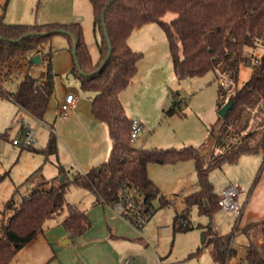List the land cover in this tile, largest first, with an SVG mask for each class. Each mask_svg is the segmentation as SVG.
Wrapping results in <instances>:
<instances>
[{
  "label": "trees",
  "instance_id": "trees-1",
  "mask_svg": "<svg viewBox=\"0 0 264 264\" xmlns=\"http://www.w3.org/2000/svg\"><path fill=\"white\" fill-rule=\"evenodd\" d=\"M87 1L98 52L96 61L91 59L79 22L10 25L0 16V98L10 100L42 122L55 91L52 51L44 53L42 47L54 36L63 35L68 51L72 53L74 38L75 58L82 74L75 65L69 73L83 92L93 94L91 115L105 125L110 140L107 159L96 167L67 177V171L57 163L55 181L37 183L27 197L13 194L5 201L3 210L7 217L0 224V264H10L23 246L43 234L48 221L63 212L68 215L61 226L70 239L86 233L91 222L85 211L74 210L66 201L71 186L89 192L96 204L104 206L113 205L119 193L129 188L148 207L151 208L154 199L159 201L160 207H165L170 205L169 201L149 178L147 166H173L189 161L194 167L197 190L182 197L183 209L175 212L171 222L173 235L193 229L201 231L202 248L188 258L209 247L215 264H226L236 254L230 241L234 233L241 230L248 242L244 255L246 264H264V240L257 243L254 237L260 227L264 234V217L241 229L237 224L223 236L218 235L210 222L192 225L190 219L193 208L198 216L209 219L220 210V197L209 179L213 170L234 165L243 155L261 154L252 187L264 170V0H113L103 14L106 36L101 17L110 0ZM169 13L175 17L165 22L163 18ZM154 23L165 35L175 79L182 82L212 73L213 81L217 82V111L231 101L232 106L224 117L218 116L217 130L209 131L211 140H204L198 147L139 149L130 138L131 122L120 95L136 77L143 54L133 51L127 40L134 29ZM46 32L50 34L41 35ZM107 42L111 50L103 64L109 51ZM248 49L251 51L247 52ZM258 49L262 52L256 56L254 52ZM30 54L39 55L40 61L46 64L44 73L38 77L24 75L14 91L5 90L3 84L10 79L14 64ZM247 65L251 68L250 77L237 89L233 85L238 80L240 67ZM221 78L230 79L231 84L220 82ZM170 106L165 111L167 117L184 116V105L178 93L173 94ZM5 135L6 132L1 134L0 139L3 140ZM46 140L43 148L21 145V150L37 152L47 161L50 156H56L57 151L58 140L53 125L49 127ZM207 144L211 148L202 155L200 150ZM154 212L151 211V216Z\"/></svg>",
  "mask_w": 264,
  "mask_h": 264
},
{
  "label": "rangeland",
  "instance_id": "rangeland-1",
  "mask_svg": "<svg viewBox=\"0 0 264 264\" xmlns=\"http://www.w3.org/2000/svg\"><path fill=\"white\" fill-rule=\"evenodd\" d=\"M9 3L5 17L7 23L71 24L79 22L92 61L96 60L97 49L95 46V36L91 27V8L87 0H11ZM174 17V14L169 13L163 18V20L169 22V20ZM63 39H66L63 35L54 36L50 44L53 51L51 58L52 69L58 75L54 78L55 96L53 95L49 100L46 109L47 111L44 115V122H39L35 118H31L26 111L21 109L18 114H16L13 104L5 98H0V135L4 132L9 135L6 139H0L1 221L6 215L3 210L6 200H8L13 194H16L18 197H20L21 194L24 196V194H26L25 192L31 189L30 183L36 178V174L39 175L42 173L43 168L46 174H50V171L54 173L53 167H55L56 164L57 151L58 148L61 147V140L56 131L58 128L57 124L59 123L57 109L58 102L63 100V97L67 92L74 94L77 97V102L79 103L76 102L74 108L79 104L88 105V99L91 96L93 97L92 93L81 91L79 84L69 75V73L67 74L69 67L67 53L61 49L62 47H59L60 44H62ZM250 51V49L247 50V52ZM261 52L262 49H258L254 54L258 56ZM64 55L65 59H63ZM34 56L30 54L25 59L17 60L15 63L16 65L13 63L12 77L3 84L5 90L13 91L15 84H17V82L20 81L19 79L24 75L38 77L44 73L46 65L44 62H30ZM165 56L168 57V53H166ZM250 71V66H241L238 80L233 86L240 89V87L248 81L251 74ZM170 78L171 80L169 81L167 88L168 102H171L173 94L178 93L184 105V116H175L164 119L163 123L159 126V129L152 138H148V134L141 131L136 136V139L133 140V145L136 148L141 146L149 149L165 146L167 144L164 139L168 132L171 136H175L176 134L182 138L180 141H175L170 148H183L188 145L198 147L204 140H211V137L208 135L210 130L214 133L218 128V111L215 104L217 82L213 81L214 75L212 73H206L204 76H201V78H189L182 82H178L172 75H170ZM222 81H224V78L220 79V82ZM74 111H76V109ZM19 118H21L23 126L30 130L32 138L36 141L34 146H32L33 148H41L45 144L49 133V127L52 123L54 124V132L58 140L56 156H50L46 161L45 157L37 152L33 153L26 149L21 150L22 144L18 146L12 145L10 140L15 138L21 128L18 123ZM161 130H165V132L161 134ZM177 136H175V138ZM210 148L209 144L205 145L200 150L202 155H206ZM59 151L60 155L64 154L63 149L60 148ZM261 158V154L243 155L234 165H223L220 169L210 172L209 179L210 182L213 183L214 192L220 196V193L224 188L237 184L240 186V189L236 201L242 206V208H244L248 200L247 198L249 197L247 196V193L252 187L251 185L254 181V176L260 167ZM58 161L61 162L60 156ZM65 161H69L68 155L64 156V162ZM96 162H98V160H96ZM96 162L94 164H96ZM73 164L75 165V162H73ZM154 167L156 170L152 173V177H154L156 182L161 186L160 190L164 192L165 195L169 197L172 196L171 198H175L176 200L174 199L171 202V205L165 207H160V203L156 199L152 201L151 208L155 212L140 229L141 231H145L143 232L144 234L147 233L143 239L148 244L144 245L145 242L143 240L131 241V243L128 244L129 250H132L131 254L136 257L134 264H139V261H137L138 259L142 260L141 264L156 263L155 254L152 249L153 244L159 245V247L157 245L158 248L156 253L158 256H161L163 264H215V260L211 259V252L208 254L203 253L201 256L202 258H199L196 255L188 258V254L191 252L188 251V249L195 244H197V246L201 245L200 241L202 240V237H200V232H198L197 229H193L186 233L179 232L173 235L170 227L175 212H180L183 209L181 194H184V196L189 195L193 192V185L195 186L197 183L192 162H185L179 166L173 167H168L166 165H154ZM37 183L39 182L37 181ZM182 189L183 191L180 192ZM79 192L80 191H75V189H70L68 196L72 199L78 198ZM252 204L253 199L249 206L247 205V209ZM190 213L192 225H196L197 223L206 224L207 222H210L213 228L216 230L219 228V231L217 232L221 235H227L230 233L237 218V215L227 212L223 208H220L211 219L198 216L194 208ZM153 217L156 218L153 220ZM160 225H168L169 227H163L164 229H160L159 232V229H157L156 226ZM254 237L257 243H261V241L264 240V234L261 232V227ZM232 243L236 255L233 259L231 258L230 261L231 264H237L244 259L245 246L248 242L246 237L244 238L243 234L239 232L233 238Z\"/></svg>",
  "mask_w": 264,
  "mask_h": 264
},
{
  "label": "crops",
  "instance_id": "crops-1",
  "mask_svg": "<svg viewBox=\"0 0 264 264\" xmlns=\"http://www.w3.org/2000/svg\"><path fill=\"white\" fill-rule=\"evenodd\" d=\"M10 1L11 0H0V16H2V19H4L5 23H7L5 21V17L6 10L8 8V5L10 4ZM22 23L23 22L15 24ZM7 24L15 25L11 23ZM50 44L51 41L42 47L44 53H47V51L49 50L52 51ZM127 44L133 51L138 53L141 52L143 54V57L139 62L136 77L120 95V101L122 106L125 108L128 119L130 121L137 120L138 122H140V124L142 125L141 131H144L146 134H148V138H152L156 131L159 129V126H161V124L163 123L164 119L175 117H167L165 115V111L171 107V102H168L167 94L168 83L171 80L170 75H172L175 79L174 75L172 74L171 61L169 60V56H165L166 53H168V46L166 44L163 31L155 23L143 25L134 29L127 40ZM67 45V40L63 39V42L59 47H62L61 49L67 53L69 63L67 71L68 74L73 68L74 63L72 61V54L68 51ZM63 59H65V55L63 56ZM54 74L55 77L58 75L56 72H54ZM10 77H12V74L10 75ZM19 80L21 81V79ZM20 81H18L17 84ZM17 84H15V87L17 86ZM68 93L69 92L65 93V95ZM74 97L76 104L77 97L75 95ZM92 98L93 97L91 96L88 99L89 104L91 103ZM62 101L58 102L57 104L59 123L57 124L58 128L56 129V131L59 134V139L61 140L60 148L64 150V152L62 151L64 154L60 155V148H58L56 164L59 163V165H61L67 171V177H71L75 174L84 173L89 168L96 167L97 165L104 162L109 155L108 153L110 150V140L108 139L107 129L105 125L100 123L96 119H93L90 113L89 104H79L78 106H76V108H73L66 119H61L59 105L62 103ZM13 106L16 114H18L20 108L18 106L16 107L14 104ZM75 109L76 111H74ZM42 122H44V118ZM21 125L23 126V124ZM51 125H53V129L55 131L54 124L52 123ZM164 132L165 130H161V134H163ZM8 136L9 135L6 134L4 139L8 138ZM175 136L177 135L175 134ZM175 136H171V134L168 132L164 139L167 145L158 148L168 149L172 147V144L175 141H180L182 139L179 136L175 138ZM46 142L43 146L46 145ZM43 146L41 148H43ZM139 148L143 147L139 146ZM65 155L69 156V161L67 162H64ZM59 156L61 162L58 161ZM96 160H98V162H96ZM73 162H75V165L73 164ZM95 162L96 164H94ZM56 164L55 167H53L54 173L50 171V174H46L43 168L42 173H40L39 175L36 174L35 179L39 183L45 184H50L55 181L56 177L58 176ZM180 164L183 163H178L173 166H179ZM147 168L149 178L160 189L161 186L158 182H156L155 178L152 177V173L155 172L156 168L153 164H149ZM60 180H63V178H61ZM258 180L259 181L257 185H255V187L253 188L251 187L247 193V196L249 197L247 198L248 200L246 202V206L243 208V213L238 220V227H240V229L244 225L251 223L252 221H257L264 217V170ZM193 187V191L197 190V183L195 186L193 185ZM70 189L80 191L78 194V198L72 199L68 196ZM31 190L32 188L30 190H27L24 196L21 194V197H27L30 194ZM182 191L183 189L180 190V192ZM162 195L168 199L170 205L171 202L175 199H172V196L169 197L165 195L164 192H162ZM181 196L184 197V194H181ZM252 199L253 204L247 209ZM66 201H68V203L74 210L85 211L86 216H88V219L91 222V227L86 231V233H84L81 237L70 239L69 235L64 232L61 226V222L67 219L68 215V212H63L56 218L48 221L45 225L43 234L37 236L36 239L23 246L10 264H123L124 259L130 258L135 262L136 257L131 254L132 250H129L128 244L131 243V241L135 240L144 241L143 237L147 234L143 233L145 232L144 230L138 232L130 225H128L118 215L112 212L110 208L100 203L96 204L93 196L89 192L83 189H77L75 186H71L69 188L66 194ZM6 215L2 219V221L0 220V224L5 221V218L7 217ZM155 218L156 217H153V220ZM197 224L205 225L202 223ZM163 227L169 226H156V228L159 229V232ZM197 230L198 232H200V237H202L201 231L199 229ZM215 231H219V228H217V230L215 229ZM239 232L242 233L241 230L237 231L234 233V237ZM217 233L219 236H223L219 234V232ZM243 236L244 238L246 237L245 234H243ZM144 242V245L148 244L146 241ZM202 242L203 238L200 241V246H197V244H195L193 247L189 248L188 251L191 252L188 254V256L191 255V253H193L195 250L202 248ZM157 245L153 244L152 246L155 254V264H158V260L163 264L161 256H158L156 253V250L159 247V245L158 247ZM232 249H234L233 243ZM210 252L211 250L209 249V247L203 248L196 256L200 258L203 253L208 254ZM235 255L233 257H235ZM211 259L214 260L212 255ZM137 261H139V264L142 263L141 259H138Z\"/></svg>",
  "mask_w": 264,
  "mask_h": 264
},
{
  "label": "built area",
  "instance_id": "built-area-1",
  "mask_svg": "<svg viewBox=\"0 0 264 264\" xmlns=\"http://www.w3.org/2000/svg\"><path fill=\"white\" fill-rule=\"evenodd\" d=\"M224 84L230 85V79L224 80ZM75 107V97L73 94L68 93L63 98L62 103L59 105L60 109V117L61 119H66L70 112ZM131 132L130 138L132 141L136 139V136L141 132L142 125L137 120H131ZM18 123L21 126L18 134L14 139L11 140L12 145L18 146L20 144L25 146H34L36 141L32 138V133L30 130L22 126L21 118L18 119ZM37 184V180L33 179L32 183H30V187L33 189ZM239 193V186L231 185L224 188L220 193V199L218 201V207L223 208L227 212L234 213L237 215V218H240L243 213L242 206L236 201L237 194ZM137 195L133 194V191L128 189H124L117 198L115 202L111 206H107L110 208L112 212L118 215L121 219H123L128 225H130L135 230L141 231L140 229L144 226V224L151 218L152 209L143 203L142 199H139ZM244 207V206H243ZM236 218V223L234 226H237L238 220ZM230 247H232V240L230 241ZM158 264H162L159 260ZM123 264H134L132 259H124ZM226 264H231L230 260L226 261ZM237 264H246L245 260L239 261Z\"/></svg>",
  "mask_w": 264,
  "mask_h": 264
},
{
  "label": "water",
  "instance_id": "water-1",
  "mask_svg": "<svg viewBox=\"0 0 264 264\" xmlns=\"http://www.w3.org/2000/svg\"><path fill=\"white\" fill-rule=\"evenodd\" d=\"M113 2V0H110L108 3H107V5L105 6V8L103 9V11H102V17H101V22H102V28H103V31H104V34H105V36H106V34H107V31L105 30V26H104V11L107 9V6L109 5V4H111ZM56 32V31H55ZM60 33H65V34H67L68 36H71V34L70 33H68V32H65V31H61ZM47 34H50L49 32H46V33H43V34H41L42 36H46ZM72 37V36H71ZM20 40V39H19ZM72 40H73V44H72V58H73V63H74V65H75V67L77 68V71H78V73L79 74H82V71H81V69L79 68V66H78V64H77V62H76V58H75V49H76V47H75V45H76V42H75V39L74 38H72ZM108 43V42H107ZM108 54H107V57L104 59V61H103V64L105 63V61L108 59V56H109V54H110V50H111V46L109 45V43H108ZM30 62H32V63H39L40 62V58H39V55H35L32 59H31V61ZM103 64H101L100 66H99V68L97 69V71L102 67V65ZM231 106H232V104H231V101H228V102H226L225 103V105L218 111V116L220 117V118H223L224 117V115L230 110V108H231ZM68 242V241H67Z\"/></svg>",
  "mask_w": 264,
  "mask_h": 264
}]
</instances>
